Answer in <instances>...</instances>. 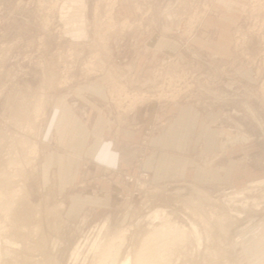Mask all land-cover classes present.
<instances>
[{"label": "rangeland", "instance_id": "rangeland-1", "mask_svg": "<svg viewBox=\"0 0 264 264\" xmlns=\"http://www.w3.org/2000/svg\"><path fill=\"white\" fill-rule=\"evenodd\" d=\"M125 258L264 264V0H0V264Z\"/></svg>", "mask_w": 264, "mask_h": 264}, {"label": "bare ground", "instance_id": "bare-ground-1", "mask_svg": "<svg viewBox=\"0 0 264 264\" xmlns=\"http://www.w3.org/2000/svg\"><path fill=\"white\" fill-rule=\"evenodd\" d=\"M154 216L156 217V216H158V211L156 212V215L154 214ZM102 228V227H101ZM155 243V242H154ZM160 244V243H159ZM154 245V244H153ZM160 246H162V245H160ZM163 247V246H162ZM153 248V247H152ZM158 248H159V246H158ZM154 249H155V247H154ZM76 252L74 251L73 252V258L75 259L76 258ZM148 255V254H147ZM146 256V255H145ZM141 257V256H140ZM115 258V257H114ZM138 258H139V256L137 257V259L136 260H138ZM141 258H143V257H141ZM140 258V259H141ZM145 258V257H144ZM130 258H125V259H123V260H120L119 262H117L116 260V262H117V264H131V262H130ZM144 260V259H143ZM139 261V263H140V260H138ZM154 262H155V260H153ZM152 261V262H153ZM113 262H114V259H113ZM113 262H112V264H113ZM145 262V261H144ZM144 264V263H143ZM145 264H148V263H145ZM153 264V263H152Z\"/></svg>", "mask_w": 264, "mask_h": 264}, {"label": "crops", "instance_id": "crops-1", "mask_svg": "<svg viewBox=\"0 0 264 264\" xmlns=\"http://www.w3.org/2000/svg\"><path fill=\"white\" fill-rule=\"evenodd\" d=\"M167 137V136H166Z\"/></svg>", "mask_w": 264, "mask_h": 264}]
</instances>
